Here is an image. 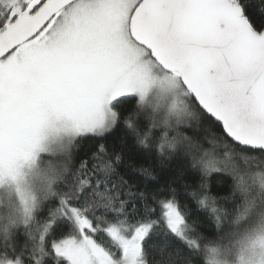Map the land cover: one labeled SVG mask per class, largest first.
<instances>
[{
    "label": "snow or ice",
    "instance_id": "6c2138e0",
    "mask_svg": "<svg viewBox=\"0 0 264 264\" xmlns=\"http://www.w3.org/2000/svg\"><path fill=\"white\" fill-rule=\"evenodd\" d=\"M0 264H264V0H0Z\"/></svg>",
    "mask_w": 264,
    "mask_h": 264
}]
</instances>
